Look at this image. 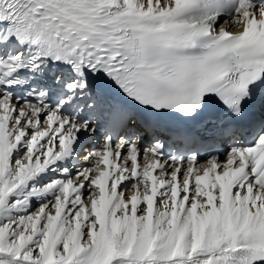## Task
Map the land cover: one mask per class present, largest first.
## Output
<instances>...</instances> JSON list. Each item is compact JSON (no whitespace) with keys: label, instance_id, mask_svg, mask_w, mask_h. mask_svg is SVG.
Segmentation results:
<instances>
[{"label":"snow or ice","instance_id":"6c2138e0","mask_svg":"<svg viewBox=\"0 0 264 264\" xmlns=\"http://www.w3.org/2000/svg\"><path fill=\"white\" fill-rule=\"evenodd\" d=\"M0 264H264V0H0Z\"/></svg>","mask_w":264,"mask_h":264}]
</instances>
